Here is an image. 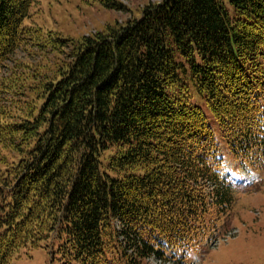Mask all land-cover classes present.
Masks as SVG:
<instances>
[{"label": "trees", "instance_id": "1", "mask_svg": "<svg viewBox=\"0 0 264 264\" xmlns=\"http://www.w3.org/2000/svg\"><path fill=\"white\" fill-rule=\"evenodd\" d=\"M36 3L0 0V264L183 263L236 201L213 125L264 152V0H160L79 39L25 25Z\"/></svg>", "mask_w": 264, "mask_h": 264}, {"label": "rangeland", "instance_id": "2", "mask_svg": "<svg viewBox=\"0 0 264 264\" xmlns=\"http://www.w3.org/2000/svg\"><path fill=\"white\" fill-rule=\"evenodd\" d=\"M125 8L123 11L106 8L100 0H37L30 11V18L25 25L42 28L45 32L52 31L65 37L79 39L104 31L108 26L126 24L141 16L143 9L150 3L160 0H115ZM207 114V109L204 107ZM208 115V114H207ZM215 135L223 148V156L228 161L223 169L229 176L228 169L233 161L231 174L236 180H242V169L231 158L216 124ZM235 166V167H234ZM264 166V164H263ZM258 181L255 185L244 187L236 194L233 213L226 222L219 224L218 233L222 236L228 229L236 228V237L211 248L203 244L199 249L188 252L187 262L197 264H264V167H260ZM224 225V226H222ZM16 264H61L52 258L46 248L35 249L30 256L23 255ZM152 264H157L155 261ZM160 264V262H158ZM166 264H173L168 262Z\"/></svg>", "mask_w": 264, "mask_h": 264}]
</instances>
